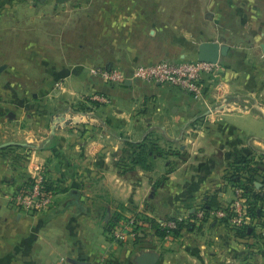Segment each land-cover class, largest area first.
Masks as SVG:
<instances>
[{
	"label": "crops",
	"instance_id": "0c3cea01",
	"mask_svg": "<svg viewBox=\"0 0 264 264\" xmlns=\"http://www.w3.org/2000/svg\"><path fill=\"white\" fill-rule=\"evenodd\" d=\"M0 3L12 25L0 30L19 39L0 36L7 53L2 73L11 70L16 44L28 63L38 47L32 52L45 66L40 93L49 98L38 116L0 118V264H138L143 252L156 254L157 264H264V248L249 252V240L209 215L215 209L191 215L173 239L141 231L139 240L117 241L107 232L118 215L190 216L212 197L228 205L235 196L226 175L240 157L253 160V187L264 205V29L247 38L237 27L252 26L249 10L261 15L264 6L256 0ZM29 8L44 42L29 37V26L18 32ZM50 13L55 26H46ZM203 42L229 50L199 96L132 76L138 64L198 60ZM97 65L120 68L127 80L107 82L91 72ZM12 143L24 147L1 150ZM14 154L28 157L27 168L12 163ZM35 166L55 198L51 209L30 213L15 196Z\"/></svg>",
	"mask_w": 264,
	"mask_h": 264
},
{
	"label": "built area",
	"instance_id": "2783aa9c",
	"mask_svg": "<svg viewBox=\"0 0 264 264\" xmlns=\"http://www.w3.org/2000/svg\"><path fill=\"white\" fill-rule=\"evenodd\" d=\"M219 68L217 63L201 60L171 61L162 60L151 64H138L132 70L133 78L146 82L170 84L182 90L199 96L205 89L204 80L208 76H217ZM91 72L100 76L107 82L124 83L127 74L117 67L95 66ZM100 101H106L102 95L94 97ZM36 174L31 176L30 186L23 185L16 193L17 207L30 213L47 211L54 204V194L47 188V178L40 166H35ZM234 199L225 207L211 210L209 215L219 219H227L232 228L244 227L251 224L252 217L249 213V201L244 195V190L239 186H232ZM201 208V207H199ZM207 211L199 209L197 215L203 218ZM152 217V216H150ZM190 216L182 215L174 218L156 219L159 226L167 231L166 239H173V231L178 228L180 222L189 220ZM141 226V228H140ZM142 229L155 231L150 222L139 216H129L126 221L119 223L111 233L117 241H126L140 234Z\"/></svg>",
	"mask_w": 264,
	"mask_h": 264
},
{
	"label": "rangeland",
	"instance_id": "374dc122",
	"mask_svg": "<svg viewBox=\"0 0 264 264\" xmlns=\"http://www.w3.org/2000/svg\"><path fill=\"white\" fill-rule=\"evenodd\" d=\"M256 2H257L256 4L264 6V1L256 0ZM29 10L31 11L28 12L26 11V13L20 16L23 22L19 24L18 32H21V30L23 29H27V27L24 26H29L28 28H30L32 32H34L31 33L29 37L33 39L35 38L37 39V41L44 42L45 41L44 37L47 38V35L42 36L43 33L38 31L39 24L36 18V14L32 13L33 12L32 9L29 8ZM52 15H53L52 13H50L49 15L47 14L45 15L46 18L48 19V23L46 24V26H55L53 23V19L51 18ZM247 17L249 18V23H253L252 26H237V27L244 28L246 33L245 36H247V38H251L252 36H254V34H256L257 32L260 33L262 29H264V26H260V24L262 25V22L264 23V14L258 15L252 12L251 10H249V16ZM10 21H11V15L0 12V26H12L9 23ZM239 21H241V19ZM255 23H257L258 25L256 26ZM41 26L43 25L41 24ZM183 26H188V25H183ZM189 26H199V25L190 24ZM39 32L41 34H39ZM55 32L54 34H52V37H55ZM3 33L4 36H2ZM5 33H6L5 30H0V36L3 37V40H9L11 41V43H13V40H15V42L19 41V39L16 38L15 35H13L12 33H7L6 35ZM22 37L24 36L22 35ZM57 37L60 38V36ZM14 48L15 51L13 50V55L15 54V57L13 59L11 58L10 60L11 70L7 72L5 71L0 75V118L1 119L6 118L7 120L13 119V117L18 119H25V117L26 118L28 117V114L38 116L39 107H41L42 104L49 103V98H46L45 95L40 93L42 89V82L45 81L42 78V74H44V72H42L40 69L45 70L44 69L45 66L43 62H40L38 53L32 52L35 49L38 50V47H36L31 51L33 61L30 63L24 61V59L22 58L23 57L22 54L19 53L22 51V44L21 45L16 44ZM5 49L6 47L0 45V64L7 59V53L5 52L6 51ZM17 68H20V70ZM48 80L49 79H47V81ZM7 105L11 110L5 111L3 109L4 107H7ZM10 160L12 161V163L16 165H20V167L22 166L24 168H27V161L29 159L26 155L14 154L11 155ZM30 178H31L30 176L26 177V179H30ZM199 209H203V208H197L195 209L194 212L189 213L190 223H192L193 222L192 220H194V218L191 217V215H194V217L196 218V216H198L197 211ZM249 226H254L255 233L253 234V236L249 238H244L245 240H249L251 242L250 251L249 249L248 251L254 253L255 252L260 253V251H262V249L264 248V216H262V218L260 219L259 217L254 219L253 223H251ZM252 260L253 261H250L251 263L249 264L252 263L255 264V259Z\"/></svg>",
	"mask_w": 264,
	"mask_h": 264
},
{
	"label": "trees",
	"instance_id": "16d2710c",
	"mask_svg": "<svg viewBox=\"0 0 264 264\" xmlns=\"http://www.w3.org/2000/svg\"><path fill=\"white\" fill-rule=\"evenodd\" d=\"M24 147L23 144L19 143H12L6 147L1 148V150H8L13 151L18 148ZM136 161H145L143 158L136 160ZM232 169L229 171V173L226 175V181L231 186H239L244 190V195L248 198L249 201V213L253 219H256L259 217L262 218L264 216V205H261L262 196L261 194L257 193L253 187L254 181H255V172L257 171V168L254 166L253 160L248 157H240L234 159L233 164L231 165ZM31 179H25L23 185L30 186ZM21 186V187H22ZM47 188L49 191H53L52 187L47 182ZM226 205H221L217 202L215 197H212L209 199L203 208L206 211H209L211 209H217L221 207H225ZM140 218H144V220L151 223L152 228H154L155 233L160 237H165L167 235V231L159 226L157 223L156 218L150 217V216H140L137 215ZM261 216V217H260ZM174 218V217H171ZM128 217H122L120 215L114 216L113 219L108 223L107 232L111 234L114 230V228L121 222L126 221ZM223 222L227 223V219H223ZM183 222H180L177 229L173 231L174 238L178 237L180 230L182 228ZM141 228V226H140ZM142 231L147 234L146 229H142ZM236 235L241 238H249L253 236L255 233L254 226H244L235 228ZM134 240L141 239V236L137 234L135 238H130ZM144 239V238H143ZM129 240V239H128Z\"/></svg>",
	"mask_w": 264,
	"mask_h": 264
},
{
	"label": "water",
	"instance_id": "95a60500",
	"mask_svg": "<svg viewBox=\"0 0 264 264\" xmlns=\"http://www.w3.org/2000/svg\"><path fill=\"white\" fill-rule=\"evenodd\" d=\"M262 49L264 52V43L262 44ZM229 50L228 45H220L217 42H203L199 46L198 60L217 63L221 56L227 54ZM7 64H0V74L5 70ZM64 119V115L56 117V121ZM158 256L154 253L143 252L138 258V264H157Z\"/></svg>",
	"mask_w": 264,
	"mask_h": 264
}]
</instances>
